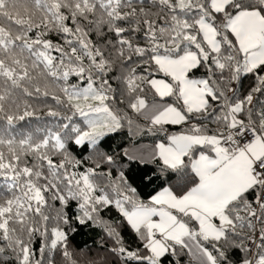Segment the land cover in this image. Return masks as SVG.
<instances>
[{"label":"snow or ice","instance_id":"snow-or-ice-1","mask_svg":"<svg viewBox=\"0 0 264 264\" xmlns=\"http://www.w3.org/2000/svg\"><path fill=\"white\" fill-rule=\"evenodd\" d=\"M0 264H264V0H0Z\"/></svg>","mask_w":264,"mask_h":264},{"label":"trees","instance_id":"trees-1","mask_svg":"<svg viewBox=\"0 0 264 264\" xmlns=\"http://www.w3.org/2000/svg\"><path fill=\"white\" fill-rule=\"evenodd\" d=\"M151 141L146 140L145 143H150ZM87 242L89 246H92V237L90 233H85L83 235H77L74 240V245L83 246Z\"/></svg>","mask_w":264,"mask_h":264}]
</instances>
